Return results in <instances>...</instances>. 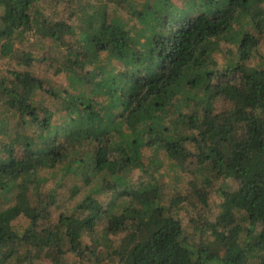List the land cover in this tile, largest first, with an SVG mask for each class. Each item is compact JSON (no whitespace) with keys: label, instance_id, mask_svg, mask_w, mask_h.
<instances>
[{"label":"trees","instance_id":"1","mask_svg":"<svg viewBox=\"0 0 264 264\" xmlns=\"http://www.w3.org/2000/svg\"><path fill=\"white\" fill-rule=\"evenodd\" d=\"M95 1L68 0V22L0 0V264H264V0ZM28 34L56 48L63 87L29 69ZM160 154L191 193L179 175L163 191ZM60 173L85 192L46 226L57 199L41 187ZM227 179L215 218L180 217Z\"/></svg>","mask_w":264,"mask_h":264},{"label":"rangeland","instance_id":"2","mask_svg":"<svg viewBox=\"0 0 264 264\" xmlns=\"http://www.w3.org/2000/svg\"><path fill=\"white\" fill-rule=\"evenodd\" d=\"M107 0H101L103 4H106ZM142 1V0H138ZM175 3L178 4V6H181V2L179 0H173ZM87 3L92 4L95 6V8L98 6V3L95 0H86ZM74 5V4H73ZM73 5L68 2V0H40V9L43 13V15L48 18V20H68V22H71L68 18L71 13L74 12ZM125 5L122 3H115L113 1L107 2V17L108 19L112 18H121L124 21L128 18L127 17V11H125L124 8ZM73 22H76V19H73ZM28 37V38H27ZM25 37V40L23 39L22 42L16 43L15 47L24 50L25 52L29 53L30 55H33L37 60L32 63V66L29 68L32 73L38 78L44 79L53 87L61 88L66 84V74L65 72L60 73L57 71V68L60 64L59 60H61V56L56 51V48L51 45L49 41H45L41 39L39 43L37 42L36 38L34 36H31L30 34ZM31 42L33 43V46L30 45ZM228 47L223 48L226 50ZM261 53L264 55V41L261 45ZM40 58V59H39ZM43 59V60H42ZM42 60V61H40ZM213 60H215L217 69L220 71L221 68L225 67L221 64L223 63L222 57L220 54H214ZM4 71L6 69H9V64H3L2 65ZM147 156L153 155V152L146 151ZM160 159H164L163 155H159ZM194 167V163L189 165V168ZM187 168V167H185ZM60 172V171H58ZM62 172V171H61ZM43 175H47L46 172L42 173ZM143 174L140 170H134L130 176H129V182L134 183L137 185L139 178H143ZM153 175L156 178L160 179L159 183L163 187V191L168 193H173V190L175 189V183L178 179V175L180 176L179 182L176 184V187L178 185L181 186V189H175L178 191H182L183 194L185 193H191L192 189L190 186H188L190 175L187 172L184 173V171H180V168H173L172 163L168 162L167 160H163L162 166L156 173H153ZM60 177H62V180L60 183H56V179H50L48 180L44 185H42V196L46 198V193H49L51 189H55L54 195L57 199V203L55 206H51L49 209V213L51 218L47 221L48 223H45V225L49 226L51 224H55L57 221V217L60 214L66 213L68 209H70L75 202L80 198L82 194H84V187L83 183L81 182L79 177H75L72 174H68L63 176L60 173ZM197 183L200 184V177H197ZM231 185L230 189L232 190L234 187V183L227 179V180H217L213 181V187L211 194L208 197V202L206 207L202 206L199 201H195V204L191 207H189L186 211H181L180 217L184 218H193L196 219L199 215L201 218L203 217V214H206V218L208 220H211V218H215L216 214V206L220 203L221 196H220V185ZM74 185L80 186V192L75 197H73L72 200L69 199L70 194V188ZM63 186V187H62ZM226 188V187H225ZM218 190V191H217ZM109 195V194H106ZM105 193L99 194L97 198L99 200L105 201L108 200ZM110 198V196H109ZM28 223V220L26 218L19 217L15 222L14 225L18 230L23 229ZM192 230L190 231V233ZM204 235V234H203ZM206 237V235H204ZM207 238V237H206ZM207 238L206 240H208ZM85 242H89V239H86ZM62 264H74V258L73 256H67L65 257L62 262Z\"/></svg>","mask_w":264,"mask_h":264}]
</instances>
